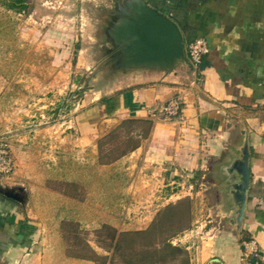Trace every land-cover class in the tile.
<instances>
[{
	"label": "crops",
	"instance_id": "0c3cea01",
	"mask_svg": "<svg viewBox=\"0 0 264 264\" xmlns=\"http://www.w3.org/2000/svg\"><path fill=\"white\" fill-rule=\"evenodd\" d=\"M144 1L178 26L184 42L204 39L205 65L184 75L117 78L102 90L101 101V94H95L89 107L76 114L74 126L80 135L72 138L76 149L71 157L77 161L80 147H89L95 159L97 137L122 119L151 120L138 145L108 163L131 181L122 189L114 182V191L119 192L109 188L102 199L95 200L88 209L96 215L89 218L95 221L98 216L100 223L116 228L117 209L131 204L128 194L120 197V191L135 189L133 183L140 176L143 192L181 173L210 166L217 169L240 141L237 121L241 120L247 131L249 185L239 231L227 224L214 225L209 248L197 252L189 264H236L240 240L248 236L257 242L264 264V0ZM170 99L179 102L174 116H150ZM58 147L44 163L32 161L35 151L15 153L12 174L0 180V264H98L96 258L107 253L74 246L80 238L69 225L80 227L84 201L80 194L69 195L58 186L65 171L55 167L54 159L68 155L69 149L63 143ZM78 184L80 189V179ZM149 197L142 199L144 206L149 205ZM221 201L226 212L228 206L224 198Z\"/></svg>",
	"mask_w": 264,
	"mask_h": 264
},
{
	"label": "rangeland",
	"instance_id": "374dc122",
	"mask_svg": "<svg viewBox=\"0 0 264 264\" xmlns=\"http://www.w3.org/2000/svg\"><path fill=\"white\" fill-rule=\"evenodd\" d=\"M5 2L0 0V138L8 145L12 172L15 153L35 151L32 161L44 163L58 145L68 144V155L54 159V165L65 171L58 186L84 201L80 227L69 225L80 238L77 250L106 251L96 258L98 264H189L197 252L209 248L211 227L225 224L215 167L169 177L153 191L142 192L140 176L135 189L120 191L131 204L117 209L116 228L100 223L98 216L89 218L96 215L88 209L95 200L109 188L119 192L114 182L122 189L131 181L108 163L128 152L139 129L135 122L119 123L97 137L95 159L89 147H80V161L71 157L76 149L72 138L80 135L76 114L89 107L95 94H101V101L102 90L117 79H106L97 50L108 0H24L20 10L7 8ZM147 197L150 202L144 206ZM167 243L176 247L171 256ZM147 252V259H138Z\"/></svg>",
	"mask_w": 264,
	"mask_h": 264
},
{
	"label": "water",
	"instance_id": "95a60500",
	"mask_svg": "<svg viewBox=\"0 0 264 264\" xmlns=\"http://www.w3.org/2000/svg\"><path fill=\"white\" fill-rule=\"evenodd\" d=\"M103 12L97 50L106 79L149 73L168 77L191 70L178 26L144 0H108ZM237 124L240 141L230 157L214 170L228 206L220 217L236 232L249 185L247 131L241 120ZM6 195L16 198L12 193Z\"/></svg>",
	"mask_w": 264,
	"mask_h": 264
},
{
	"label": "built area",
	"instance_id": "2783aa9c",
	"mask_svg": "<svg viewBox=\"0 0 264 264\" xmlns=\"http://www.w3.org/2000/svg\"><path fill=\"white\" fill-rule=\"evenodd\" d=\"M207 53L206 42L202 38H192L184 42V54L191 69L197 70L203 56ZM179 102L170 99L164 104L157 106L150 112V116L169 117L177 113ZM12 160L9 155L6 141L0 138V180L8 178L12 173ZM241 253L236 264H261L260 248L254 237L248 236L240 240Z\"/></svg>",
	"mask_w": 264,
	"mask_h": 264
},
{
	"label": "trees",
	"instance_id": "16d2710c",
	"mask_svg": "<svg viewBox=\"0 0 264 264\" xmlns=\"http://www.w3.org/2000/svg\"><path fill=\"white\" fill-rule=\"evenodd\" d=\"M23 1L24 0H7V2H5V6L12 10H20L24 6ZM204 65H205V62L202 59L201 63L198 66V70L202 69ZM125 122H135L139 126V129L135 133V136L132 137L133 140H130L131 138H129L131 144L129 145V148L127 149V151H130L138 145L139 141L137 140V138H139L140 136H145L148 133L150 126H151V120L149 118H125V119H122L120 123H125ZM121 154H124V152H122ZM165 245L166 247H168V250H169L167 254L171 256L176 250V247L171 245L170 243H167ZM149 253L150 252L141 254L140 257H138V259L142 260L148 257ZM162 259L163 257L161 259H158V261H161ZM156 262H157V258H156Z\"/></svg>",
	"mask_w": 264,
	"mask_h": 264
}]
</instances>
